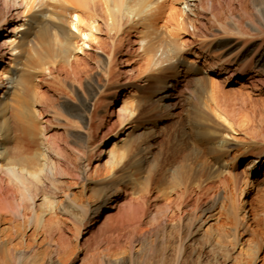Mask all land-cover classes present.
<instances>
[{"label": "bare ground", "instance_id": "6f19581e", "mask_svg": "<svg viewBox=\"0 0 264 264\" xmlns=\"http://www.w3.org/2000/svg\"><path fill=\"white\" fill-rule=\"evenodd\" d=\"M244 1L0 0V62L7 60L0 74V79L3 78L0 81V264H21L27 260L31 264H47V253L32 249L40 231L51 234L54 222V219H46L47 212H38L39 188L47 189L49 183L51 189L57 191V182L77 179L80 174V196L64 192L66 206L55 204L52 211L84 222L89 213L97 217L109 195L123 187L134 195L122 210L125 222L131 223V233L156 232L157 236L168 225L174 230L173 264H183L186 242L195 229L207 227V235L218 244L227 242L234 248L239 247V228L249 229L258 219L240 198L238 205L229 203L230 196L226 192L233 185L242 196L246 187H255L261 192L259 205L264 209V186L250 179L253 171L258 175L264 172V153L249 156L248 168L232 174L229 168L232 162L226 161V153L235 146L240 149L235 135L241 128L235 130V126L239 128L235 116H224L216 104L229 127L220 123L215 126L220 121L209 115L206 109L211 106L206 104L208 107L205 105L203 114L192 118L196 126L202 128V132L195 133L197 145L189 144L183 152L186 156L181 161L173 160L168 167V163L159 161L150 166L147 146L138 145L139 142L134 145L138 140L134 135L138 130L136 123L149 106L155 105L156 112L178 107L174 88L179 84H194L211 98V94L222 91L211 73L222 75L226 71L247 79L257 71L261 76L251 83L264 85V42L252 45L248 53L232 54L238 46L231 41L219 37L212 41L214 45L206 46V40L202 39L199 50L203 55L217 53L215 61L202 70L198 66L202 55L187 48L188 41L179 38L182 33L191 39L200 33L198 18L210 15L215 20L223 10L233 14L236 5L244 7ZM168 3L171 6L179 3L182 9L171 10V18L160 25ZM248 4L249 9L238 14L240 19L235 26L242 36L264 37V0H249ZM222 43L224 45H220ZM191 51L195 52L196 60L187 59ZM122 53L135 56L144 64L136 70ZM116 66L122 68L119 71L122 80L114 84L111 79L118 71ZM180 68L185 69L184 76ZM38 75L59 85L57 98L63 101V108L60 105L47 108L50 97L32 91ZM149 89L154 91L143 96ZM138 95L142 99H138ZM211 99L214 101V96ZM120 103L123 105L118 108ZM44 111H50L52 119L62 123L64 146L60 139L46 135L49 119L44 121L43 130H38ZM211 112L213 114V110ZM111 116L117 117L114 123L117 130L114 134L104 132L102 135V140L110 136L115 139L105 170L99 172L97 166L91 173L89 167L84 168L82 164L80 173L66 169L64 149L75 153L77 160L83 157L91 148L94 127L98 125L95 134L100 133ZM221 116L214 117L222 121ZM121 129H124L125 139L118 134ZM18 135H27L35 149L25 153L22 148H11L10 144ZM99 146L97 142L92 149ZM100 153L104 155L103 150ZM88 191L94 193L95 198L83 201L81 196ZM54 195L55 192L52 196L46 195L44 200L49 198L51 202ZM143 226L147 230H143ZM227 226L231 230L229 234L224 231ZM27 238L33 243H26ZM147 238L148 246L155 247L158 238ZM259 247L260 243L251 249L250 260L258 256ZM243 249L244 246L241 251ZM135 258L130 247L128 252L118 253L113 263L136 264Z\"/></svg>", "mask_w": 264, "mask_h": 264}, {"label": "rangeland", "instance_id": "374dc122", "mask_svg": "<svg viewBox=\"0 0 264 264\" xmlns=\"http://www.w3.org/2000/svg\"><path fill=\"white\" fill-rule=\"evenodd\" d=\"M248 3L249 0H245L243 3L244 7L236 5V8L233 10V14L229 13L228 10H223L224 13L217 16L215 20L210 15H207L206 18H198L200 33L192 39L188 35L186 36L183 33L181 34L179 37L182 39L181 41H188L186 42L188 45L187 48H191L192 51L202 55V57L198 59L200 61V63H198L200 69L203 70L207 68L209 62L215 61L214 55L217 54L214 51L209 56L208 54L203 55L199 50L200 40L202 39L206 40V46L214 45V42L212 41L218 39L219 37V39L229 40L238 46V48L232 51V54H241L243 52L248 53L253 49L252 45H259L264 42L263 36L240 35L237 27L235 26V23L240 19V15L238 14L242 13L245 9H249ZM172 4L175 6H171V3L167 4L169 6L165 10V14L163 20L160 21V25L167 22L168 18H171L170 12L173 13L171 10L180 11L182 9V5L179 3ZM235 18L238 20L236 21ZM9 27L10 25L8 28ZM167 38L168 36H164V39ZM220 45L224 44L222 43ZM255 50H257V47L254 49V52ZM192 51L191 56H187L188 60L195 59V52ZM254 52L252 54H254ZM121 56H126V58L130 61L129 64H131L132 68H135L136 70L144 64V61L135 56L130 57L127 56L126 53H122ZM203 57H207V59ZM6 61L4 60V62H0V74L4 72L3 70L5 68ZM240 62L243 63L242 60ZM115 68L116 70L118 69V71H116L115 74L113 73L111 79V83L114 84L122 80L119 73L121 67L116 66ZM180 70L183 71L182 75L184 76L185 69L180 68ZM258 73L259 72L256 71L255 74L253 73L251 78L247 79L240 77V75H232V73L228 74L226 71H223L222 75L211 73V77L216 79L222 88V91L220 90L218 94H211L212 97L214 96V101H212V97L210 98V95L202 89L197 88L194 84L183 85L184 83H182V85H177V87L174 88L176 89V92H174L176 93L174 101H177L178 107L170 109L167 112H156L154 111L155 105L149 106L140 117V121L136 123V126L138 127L136 132L138 134L136 133L134 136H137L138 140L134 142V145H137L139 142L138 145L147 146L150 152L147 163L150 166L156 161L164 164L168 163L166 167H168L169 164L172 165L170 162L175 159L177 161H181L182 158L186 156L183 152L187 146L189 144L190 146L193 144L197 145L196 131L200 132L202 130V128L196 126L193 119L199 114H203L204 109H206L208 107L207 105H209V107L211 106L212 108H207L206 111H210L209 115H211L215 121H220L218 124L216 123L215 126L219 125V123L220 125L226 124L225 126H228V124L224 121V116L234 115L235 119L239 122L237 123L239 128L235 126V130L237 131L238 129H241L237 131L238 133L235 136L239 141L240 149H237L235 146L231 151H228L226 153V161L232 162L229 167L232 174L242 172L244 169L248 168L250 163L249 159L252 155L264 153V85L251 83L253 79L261 76ZM1 79L0 81L2 82L3 78ZM42 80L45 81L42 82ZM34 82L35 85H33L35 87L33 86L32 88L33 92H42V94H46L50 97L51 100L48 101L47 108H53V106L56 107L57 105H60L61 108H63V101H59L57 98L58 84L53 82L52 79L47 77L45 78L43 75H38ZM153 91V89L144 91L143 96H149ZM1 94L2 92L0 91V95ZM216 95L218 97H216ZM137 98L142 99V97L139 98V95ZM72 99L75 100L73 102H76L75 97H72ZM121 100H124L123 96L121 97ZM216 104L219 106L221 112H223V117L221 116L220 110H217L215 106ZM120 105L121 103L118 108ZM211 110H213V114H210L212 113ZM49 113L50 111L43 112V116L39 122L40 124H37V128L39 131H42L44 121L49 119L51 122L46 131V135H49L50 138H54L56 140L60 139L62 146H64L66 139L63 140L65 137L62 123L56 121V119H52ZM157 113H159V115ZM103 114L105 115L106 113L103 112ZM218 115L221 116L219 118H222V121L221 119L214 117ZM107 119L108 121L105 122L103 128H100V133L95 134V132H97L98 125L94 127L92 132V142L90 141L91 143L89 144L91 145V148L85 152L83 157L77 160L76 154L68 151V148L66 149L64 147L66 161L63 164H68V168L66 169L72 170L74 173H80V167L83 165L84 168L89 167L88 171L91 173H93L97 166L99 168H97L99 172L105 170L104 167L110 159L108 152L114 146L115 139L110 136L105 137L102 140V135L104 132L114 134L117 130V128H114V123H116L117 117L111 116ZM240 122L242 124H240ZM252 127L256 129L255 132L252 130ZM95 129L96 131H94ZM110 129L112 131H109ZM123 132L124 129H121L118 131V134H121V138L125 139L126 135ZM18 136H16L14 141L10 144L11 148L19 147L22 148L24 152L29 151L32 148L35 149V146L32 145L33 147H31L30 138L27 135ZM69 141L71 142V139ZM97 142L100 143V146L93 150L92 147H95ZM119 147L120 145L117 148ZM102 150L104 151V155H101L102 153H100ZM234 156L235 159H233ZM206 158H208V160L211 159L208 155H206ZM259 174L260 175L254 173L253 171L250 179L256 180L259 186H264V172H260ZM169 175L172 176L173 173L170 172ZM81 177L82 176L80 174L77 179H69V181L68 179H63V182H57V191H53V187L51 189L49 183L46 186L47 189L43 190L42 188H39V200H36L38 212H47V218H45L54 219V222L51 234H43V232L40 231V236H38L39 240L32 247L33 251H42L45 254L47 253L45 258L47 264H114L113 259L118 253L123 251L128 252L130 247H132V251L135 252L136 264H173L172 259L174 257V251L172 249V243L175 235L174 230H172V227L168 225L167 228L164 231H161L157 236L156 232H151L147 235L146 232L140 231H137L134 234L131 233V223L128 224V222H125L122 216V210L124 206L128 205L134 198V195L130 194V191L127 192V189H124L123 187H121V189L123 188L122 190L120 189L119 191H114L109 195V200L105 204L103 203V210L97 217H94L95 214L89 213L86 215V220L84 222L80 223L79 221L71 218L69 215L63 214L59 211H52L51 208L54 207L55 204L56 206L61 204L66 206V202L63 197L64 192L77 193V195L80 196L78 194V190L82 184ZM228 191L229 192L226 193L230 196V200H228L229 203L233 202L231 204L238 205V200L240 198L241 203H243L246 208L251 211V213H255L256 218L258 219L257 223L253 224L249 229L243 226L239 228V247L236 246L235 248L227 242L224 244H218L216 240L207 235L205 231L207 227H203L201 230L195 229L193 236L186 242V252L183 264H264V209L260 208L261 203L259 202L261 192L255 187L248 186L244 189L241 196L240 191L238 192L234 189L233 185L229 186ZM53 192H55V199L51 197L52 200L50 199V201L52 203L48 201L49 198L45 201L46 199L44 200V196H52ZM4 194L7 195L8 192L4 191ZM92 198L94 200L95 194L90 191L81 196L83 201H92ZM222 220L225 221V219ZM142 228L143 230H147L146 226H143ZM224 231L229 234L231 230H229V227L227 226L224 228ZM29 234H31V232H29L28 235ZM146 237L152 238V240L154 237L158 238V240L154 243L155 247L150 248L148 246ZM163 238L164 241L162 240ZM30 240L31 238H27L26 243L32 244L33 242ZM258 243H260L258 250L259 253L252 261L250 260L252 258L250 257L252 254L251 249ZM242 246H244L245 250L243 249L241 251ZM31 263V261L27 260L21 264Z\"/></svg>", "mask_w": 264, "mask_h": 264}]
</instances>
